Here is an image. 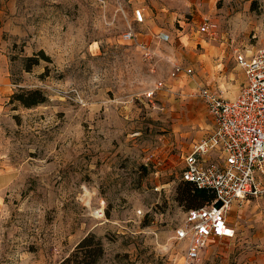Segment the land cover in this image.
Masks as SVG:
<instances>
[{"label":"rangeland","instance_id":"1","mask_svg":"<svg viewBox=\"0 0 264 264\" xmlns=\"http://www.w3.org/2000/svg\"><path fill=\"white\" fill-rule=\"evenodd\" d=\"M263 46L264 0H0V264H56L88 233L96 264H184L182 158L212 128L194 92L235 96L236 51ZM227 219L192 264H264V195Z\"/></svg>","mask_w":264,"mask_h":264},{"label":"built area","instance_id":"2","mask_svg":"<svg viewBox=\"0 0 264 264\" xmlns=\"http://www.w3.org/2000/svg\"><path fill=\"white\" fill-rule=\"evenodd\" d=\"M133 17L143 22V10H134ZM198 31L215 37L217 25L205 19ZM123 39L147 49L132 30L124 33ZM234 60L244 73L235 96H224L220 87L200 86L194 92L212 117V128L183 156L180 179L213 194V198L187 209L174 229V239L185 244L184 264L199 260L212 237L235 236V228L227 219L233 201L242 203L264 195V46L250 53L236 51ZM181 70L175 64L171 76ZM161 84L148 91L147 97L152 98ZM218 201L220 206H215Z\"/></svg>","mask_w":264,"mask_h":264},{"label":"trees","instance_id":"3","mask_svg":"<svg viewBox=\"0 0 264 264\" xmlns=\"http://www.w3.org/2000/svg\"><path fill=\"white\" fill-rule=\"evenodd\" d=\"M24 106L30 107L44 101L39 91L14 95ZM176 198L179 202H185L187 208L200 206L205 201H210L213 194L197 188L193 183L182 181L177 190ZM199 200V203H196ZM103 255V246L93 234L85 235L75 246L71 253L56 264H96Z\"/></svg>","mask_w":264,"mask_h":264},{"label":"water","instance_id":"4","mask_svg":"<svg viewBox=\"0 0 264 264\" xmlns=\"http://www.w3.org/2000/svg\"><path fill=\"white\" fill-rule=\"evenodd\" d=\"M220 204L221 203L218 201V202L215 203V206H220Z\"/></svg>","mask_w":264,"mask_h":264},{"label":"crops","instance_id":"5","mask_svg":"<svg viewBox=\"0 0 264 264\" xmlns=\"http://www.w3.org/2000/svg\"><path fill=\"white\" fill-rule=\"evenodd\" d=\"M206 80V79H205ZM215 82H213V84H214ZM210 87V86H209ZM210 88H213V87H210ZM238 92V91H237ZM234 227V226H233Z\"/></svg>","mask_w":264,"mask_h":264}]
</instances>
